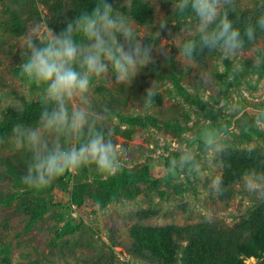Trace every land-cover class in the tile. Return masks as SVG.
Wrapping results in <instances>:
<instances>
[{"label": "rangeland", "instance_id": "rangeland-1", "mask_svg": "<svg viewBox=\"0 0 264 264\" xmlns=\"http://www.w3.org/2000/svg\"><path fill=\"white\" fill-rule=\"evenodd\" d=\"M136 1L128 7L125 0H108L138 25L145 42H151L152 22L165 16L168 27L160 37L166 41L157 43L168 56L155 52V63L141 69L128 89L101 80L91 93L97 111L105 105L110 110L111 139L124 149L121 171L102 178L94 167L84 168L66 173L43 190L22 191L20 178L29 153L0 145V264H214L208 245L223 238L233 247L247 239V224L264 209V201L245 190L242 176L228 186L222 184L221 195L210 187L216 176L223 181L233 153H251L248 159L264 164V65H254L264 51V32L257 29L256 42L246 44L233 61L222 65L219 52H207L189 64L176 57L182 40L191 38L196 18L172 12L170 0H140L151 15L149 23L140 24L132 10ZM94 3L0 0V124L11 111L41 104L40 90H26L18 76L22 63L18 44L25 33L37 22L59 32L66 18L90 11ZM235 9L229 14L244 27L264 13V0H235ZM233 62L243 71L226 82L228 72L222 69H231ZM205 71L212 74L214 84L200 81L199 73ZM154 79L159 94L146 107L142 98ZM230 107L243 109V115L236 119L239 113ZM209 119L214 126L235 122L225 150L215 155L199 141ZM184 146L197 149L200 174H166L170 159ZM149 229L168 233L175 250L173 262L136 239L137 231ZM240 258L244 264H264V254Z\"/></svg>", "mask_w": 264, "mask_h": 264}, {"label": "clouds", "instance_id": "clouds-1", "mask_svg": "<svg viewBox=\"0 0 264 264\" xmlns=\"http://www.w3.org/2000/svg\"><path fill=\"white\" fill-rule=\"evenodd\" d=\"M152 0H150V3ZM168 2V0H165ZM172 12L179 16H194L197 20L189 30L191 38L184 39L178 49L179 61L195 63L197 56L219 52L223 61H233L246 44L257 40V29L264 32V13L253 23L250 19L243 28L234 25L229 11L235 12V0H170ZM128 7L132 0H125ZM168 19L160 16L152 22L151 42H145L137 32V24L113 7L108 0H95L89 11L81 10L66 26L56 32L48 24L37 22L18 44L22 63L18 76L25 89L40 90L41 107L33 124L15 122L10 133L0 136V145L10 144L16 151L29 153L25 172L21 176L23 190L40 191L51 186L66 173L94 167L102 178L114 176L122 169L123 147L113 141L114 129L107 125L110 110L105 105L97 111L91 93L101 80L128 89L141 69L155 63V52L165 57L168 50L157 43L160 33L168 27ZM175 26V22L171 21ZM118 37H122V40ZM254 65H264V51L255 57ZM226 82H232L243 71V66L232 63ZM204 84H214L211 73H199ZM159 94L154 79L145 89L143 105L151 107ZM229 111L243 115V109ZM259 123V121H257ZM235 122L223 121L214 126L211 119L199 132V141L209 154L222 153L225 140L234 131ZM197 149L184 146L170 159L164 171L170 176L179 173L199 175L201 166ZM245 190L264 201V170L249 168L242 175ZM222 179L216 176L211 189L223 194Z\"/></svg>", "mask_w": 264, "mask_h": 264}, {"label": "trees", "instance_id": "trees-1", "mask_svg": "<svg viewBox=\"0 0 264 264\" xmlns=\"http://www.w3.org/2000/svg\"><path fill=\"white\" fill-rule=\"evenodd\" d=\"M134 18L140 24H147L151 20L150 12L146 5L137 0L133 7ZM230 19L234 21V25L243 31L244 27H240L234 15L229 14ZM207 53V52H205ZM203 53V54H205ZM198 57V56H197ZM41 104H31L25 106L22 111H11L6 116L4 122L0 124V136H6L10 133L12 125L17 121H23L27 124L35 123ZM252 155L248 152L233 153L230 158H233L228 163L226 173L223 177V186H228L235 180L240 179L244 171L249 168H260L264 170V164L256 160L248 159ZM241 156V157H239ZM106 203V202H105ZM249 236L243 239L239 244L229 246V240L223 238L215 239L213 245H208V257L214 264H244L240 258L245 257L260 258L264 254V209L256 212L247 224ZM136 239L147 249L163 257L166 262H173L174 247L170 236L163 230H142L137 231ZM206 251V249L204 248ZM206 253V252H205Z\"/></svg>", "mask_w": 264, "mask_h": 264}]
</instances>
